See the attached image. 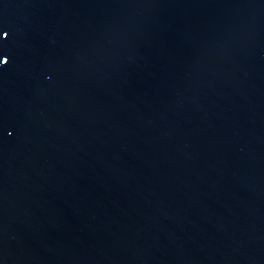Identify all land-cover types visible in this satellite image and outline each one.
I'll return each mask as SVG.
<instances>
[{
  "label": "water",
  "instance_id": "1",
  "mask_svg": "<svg viewBox=\"0 0 264 264\" xmlns=\"http://www.w3.org/2000/svg\"><path fill=\"white\" fill-rule=\"evenodd\" d=\"M0 264H264V0H0Z\"/></svg>",
  "mask_w": 264,
  "mask_h": 264
},
{
  "label": "snow or ice",
  "instance_id": "2",
  "mask_svg": "<svg viewBox=\"0 0 264 264\" xmlns=\"http://www.w3.org/2000/svg\"><path fill=\"white\" fill-rule=\"evenodd\" d=\"M0 36L10 38L11 32L10 30L0 28ZM6 44H7V40L0 39V46L6 45ZM9 62H10L9 55L7 53H4L2 57H0V64L7 65Z\"/></svg>",
  "mask_w": 264,
  "mask_h": 264
}]
</instances>
